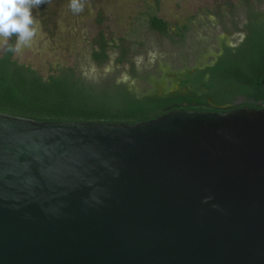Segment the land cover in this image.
<instances>
[{
	"label": "water",
	"instance_id": "obj_1",
	"mask_svg": "<svg viewBox=\"0 0 264 264\" xmlns=\"http://www.w3.org/2000/svg\"><path fill=\"white\" fill-rule=\"evenodd\" d=\"M0 264H264V108L0 110Z\"/></svg>",
	"mask_w": 264,
	"mask_h": 264
},
{
	"label": "trees",
	"instance_id": "obj_2",
	"mask_svg": "<svg viewBox=\"0 0 264 264\" xmlns=\"http://www.w3.org/2000/svg\"><path fill=\"white\" fill-rule=\"evenodd\" d=\"M150 26L164 35L170 33V24L156 14L151 15ZM183 30L177 29V35H184ZM15 40L12 37L10 45ZM110 45L101 33L91 58L107 65ZM124 51L118 64L127 60ZM15 53L5 46L0 55V110L40 120L136 123L176 108L214 112L245 105L264 108V13H253L243 41L233 45L223 40L214 60L202 66L165 70L155 80L157 86L141 95L120 81L118 73L96 80L75 66L58 65L45 75L20 62ZM132 65L135 78L152 77L142 76Z\"/></svg>",
	"mask_w": 264,
	"mask_h": 264
},
{
	"label": "rangeland",
	"instance_id": "obj_3",
	"mask_svg": "<svg viewBox=\"0 0 264 264\" xmlns=\"http://www.w3.org/2000/svg\"><path fill=\"white\" fill-rule=\"evenodd\" d=\"M68 3L52 0L33 9L41 31L31 47L15 57L45 75L58 65L75 66L96 80L118 73L137 95L157 86L155 80L165 70L213 61L223 40L233 45L243 41L253 13H264V0H85L79 14L70 11ZM153 14L170 24L168 35L150 26ZM179 28L184 35H177ZM101 33L111 44V61L104 66L91 58ZM123 49L127 60L118 64ZM132 64L142 76L152 77L135 78Z\"/></svg>",
	"mask_w": 264,
	"mask_h": 264
},
{
	"label": "clouds",
	"instance_id": "obj_4",
	"mask_svg": "<svg viewBox=\"0 0 264 264\" xmlns=\"http://www.w3.org/2000/svg\"><path fill=\"white\" fill-rule=\"evenodd\" d=\"M46 3L50 5L52 0H0V47L7 46L13 52L31 47L41 31L40 20L33 15V9ZM84 7L85 0H69L68 8L74 14L81 13ZM14 36L16 42L12 46L10 41ZM210 199L206 197L204 203Z\"/></svg>",
	"mask_w": 264,
	"mask_h": 264
},
{
	"label": "flooded vegetation",
	"instance_id": "obj_5",
	"mask_svg": "<svg viewBox=\"0 0 264 264\" xmlns=\"http://www.w3.org/2000/svg\"><path fill=\"white\" fill-rule=\"evenodd\" d=\"M247 34H248V32H247ZM243 101V99L240 97L239 99H238V102L240 103V102H242ZM262 105L264 106V103H262ZM233 105L232 104H227V105H225V107H232ZM245 106H248V105H245Z\"/></svg>",
	"mask_w": 264,
	"mask_h": 264
}]
</instances>
